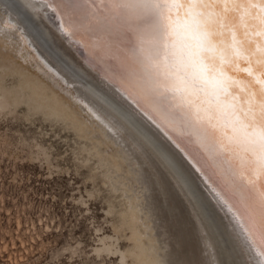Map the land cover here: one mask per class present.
Returning <instances> with one entry per match:
<instances>
[{"label": "bare ground", "instance_id": "6f19581e", "mask_svg": "<svg viewBox=\"0 0 264 264\" xmlns=\"http://www.w3.org/2000/svg\"><path fill=\"white\" fill-rule=\"evenodd\" d=\"M0 4L10 15L11 22H20L22 32L21 25L27 24L31 36L49 55L63 54L60 64L75 79L93 86L110 103L96 101L95 95V100H90L80 92V87L75 92L70 91L49 72L53 70L51 65H48L49 71L39 67L53 85L39 78L27 79L21 85L31 90L34 109L67 119L90 138L103 135L105 142L116 146V167L109 164L108 169L113 173L110 177L114 188L125 195L128 206L122 216L131 228V245L121 252L123 261H128V254L135 264H182L179 256L182 251L186 253L189 241L191 250L189 247L188 250L197 259L193 264H264V250L258 236L254 235L249 213L241 204V194L225 174L227 165L222 161L213 162L201 146L196 129L186 123L183 112L175 108L170 99L164 101L151 92L141 79L136 34L147 28L148 21L136 16L111 17L107 13L92 19L88 9L83 8L70 25L58 0H0ZM2 17L0 20L5 19ZM70 49L75 50L92 71H84ZM54 69L62 80H71L62 78L63 74ZM55 86L64 89L71 101L60 95ZM94 117L106 123V127ZM107 128L111 132L108 133ZM116 130L121 134H115ZM143 143L156 155L157 161ZM129 150L138 165L144 166L145 174L130 157ZM198 183L206 188L216 205L204 195ZM202 199L212 212L204 207ZM173 204L180 210L182 220L179 218V222L187 221L185 238L174 234L170 224Z\"/></svg>", "mask_w": 264, "mask_h": 264}, {"label": "rangeland", "instance_id": "374dc122", "mask_svg": "<svg viewBox=\"0 0 264 264\" xmlns=\"http://www.w3.org/2000/svg\"><path fill=\"white\" fill-rule=\"evenodd\" d=\"M2 6L0 16L5 19L0 20V264H135L128 254V261H123L121 254L131 245V228L122 216L128 206L125 195L114 188L110 177L113 173L108 169L109 164L116 167V146L106 143L103 135L90 138L67 119L34 109L31 90L21 85L37 78L53 85L42 71H49L51 65L63 74L62 78L71 79L67 82L52 69L49 71L70 91L80 87L90 100L110 103L60 64L63 54L57 59L49 55L31 36L27 24L21 25L23 33L20 22H11ZM7 7L10 8L8 4ZM4 37L6 40H2ZM70 52L84 71H92L75 50ZM55 89L71 101L64 89ZM94 119L106 127L102 120ZM127 143L131 141L127 139ZM142 145L157 159L152 150ZM128 153L145 174L144 166L138 165L130 150ZM198 185L216 205L206 188ZM201 201L209 211L207 203ZM176 207L173 204L170 224L174 234L185 238L187 221L179 222L180 210ZM188 247L191 250L189 241ZM188 247L179 256L182 264L197 262Z\"/></svg>", "mask_w": 264, "mask_h": 264}, {"label": "snow or ice", "instance_id": "6c2138e0", "mask_svg": "<svg viewBox=\"0 0 264 264\" xmlns=\"http://www.w3.org/2000/svg\"><path fill=\"white\" fill-rule=\"evenodd\" d=\"M58 2L70 25L83 8L92 19L148 21L136 34L141 79L183 112L210 159L227 165L264 250V0Z\"/></svg>", "mask_w": 264, "mask_h": 264}, {"label": "water", "instance_id": "95a60500", "mask_svg": "<svg viewBox=\"0 0 264 264\" xmlns=\"http://www.w3.org/2000/svg\"><path fill=\"white\" fill-rule=\"evenodd\" d=\"M49 6V5H48ZM51 9L53 8V7H51V6H49ZM58 22V21H57ZM80 47V46H79ZM81 48V47H80ZM121 92V91H120ZM121 94L124 96V97H126V98H128L123 92H121ZM130 100V99H129Z\"/></svg>", "mask_w": 264, "mask_h": 264}]
</instances>
